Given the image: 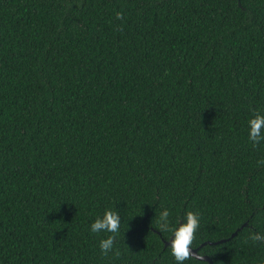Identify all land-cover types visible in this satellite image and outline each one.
Here are the masks:
<instances>
[{"label": "trees", "instance_id": "16d2710c", "mask_svg": "<svg viewBox=\"0 0 264 264\" xmlns=\"http://www.w3.org/2000/svg\"><path fill=\"white\" fill-rule=\"evenodd\" d=\"M253 113L264 0H0V264H175L164 209L213 264H264Z\"/></svg>", "mask_w": 264, "mask_h": 264}, {"label": "clouds", "instance_id": "9594fccd", "mask_svg": "<svg viewBox=\"0 0 264 264\" xmlns=\"http://www.w3.org/2000/svg\"><path fill=\"white\" fill-rule=\"evenodd\" d=\"M248 138L253 144L264 143V114L253 113V118L248 121ZM171 216L172 213L168 209L161 211L157 227L161 233L171 234L169 247L175 264H186L193 256V242L201 226V216L197 212L189 211L184 220L176 224H173ZM123 223L121 213L115 207V209L105 211L91 224L90 232L92 234H108L99 243L100 251L105 257L116 251ZM128 230L130 229L127 224L126 231ZM254 240L264 242V235L258 234L254 236Z\"/></svg>", "mask_w": 264, "mask_h": 264}, {"label": "water", "instance_id": "95a60500", "mask_svg": "<svg viewBox=\"0 0 264 264\" xmlns=\"http://www.w3.org/2000/svg\"><path fill=\"white\" fill-rule=\"evenodd\" d=\"M237 233H238V231L237 232H235L233 235H232V237H234V236H236L237 235ZM170 241V240H169ZM169 241H166L165 242V246H169ZM226 240H220V241H218V242H210V244H218V243H222V242H225ZM193 258H196V259H198V260H201V261H205V262H208L209 264H213V262H212V260H211V258L209 257V256H207V255H200L199 254V248H193ZM201 258H203V259H201Z\"/></svg>", "mask_w": 264, "mask_h": 264}]
</instances>
